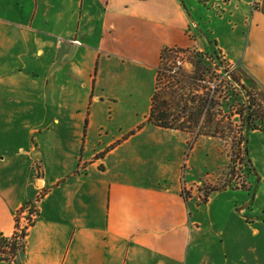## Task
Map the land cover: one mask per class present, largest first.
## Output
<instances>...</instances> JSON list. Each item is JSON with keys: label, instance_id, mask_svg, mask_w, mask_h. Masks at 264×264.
Returning a JSON list of instances; mask_svg holds the SVG:
<instances>
[{"label": "crops", "instance_id": "1", "mask_svg": "<svg viewBox=\"0 0 264 264\" xmlns=\"http://www.w3.org/2000/svg\"><path fill=\"white\" fill-rule=\"evenodd\" d=\"M263 6L0 0V236L41 198L19 264H264L255 182L201 197L183 174L196 136L147 122L162 52L194 49V25L264 87Z\"/></svg>", "mask_w": 264, "mask_h": 264}, {"label": "trees", "instance_id": "2", "mask_svg": "<svg viewBox=\"0 0 264 264\" xmlns=\"http://www.w3.org/2000/svg\"><path fill=\"white\" fill-rule=\"evenodd\" d=\"M264 12V6L262 8ZM208 51L194 49L166 48L161 55V62L157 73L156 88L151 101V109L147 122L165 129L178 130L190 134H205L214 136L220 129V121L216 119L212 108H215L214 99L194 96L196 87L205 82V76L211 70L219 71V90L225 97L218 103L225 110L236 107L239 116V141L246 146L247 134L251 131L264 133V87L242 67H231L223 58L212 41H209ZM191 54V75H180V66L172 65V58L177 54ZM230 69L233 71L230 72ZM168 76V77H167ZM168 79L167 89L171 90L172 101H167L158 92V83ZM206 89V88H205ZM225 89V90H224ZM209 128V131H208ZM197 131V132H196ZM208 131V132H207ZM247 158V149L245 147ZM41 198L24 204L21 211L27 210V226L18 232L19 220L16 221V231L11 237L0 236V261L4 264H19L18 256L25 251L28 230L34 225L40 214L38 203ZM10 255V258L2 257ZM10 260V261H9Z\"/></svg>", "mask_w": 264, "mask_h": 264}, {"label": "rangeland", "instance_id": "3", "mask_svg": "<svg viewBox=\"0 0 264 264\" xmlns=\"http://www.w3.org/2000/svg\"><path fill=\"white\" fill-rule=\"evenodd\" d=\"M191 35L193 39L198 40V45L195 47L196 50L202 51L207 49L208 51L209 37L211 35L204 25H194ZM172 65L173 67L180 66V75H191L193 72L191 54L189 53L174 56L172 58ZM120 67L121 82L124 80L122 70L126 65L121 63ZM232 71L230 69V72ZM219 73L218 70H211L209 75L205 76V82L200 83L196 87L194 96L206 98L209 94V97L214 99L216 106L212 108V112L215 113L216 119L220 121V125L218 126L220 130L216 134H213L214 136L205 135L202 132L200 135L197 133L193 134L196 137L195 139L193 138L194 141L188 146L186 151L183 174L188 180H191L192 176L196 181H199L194 189L204 198L208 194L218 191L227 185L238 189H250V183L254 181L256 184L255 188L259 187V191L258 193L256 191L251 193L252 197L254 195L256 197L253 212L259 213L261 212V208L264 207V133L255 132L247 137L248 152L253 162L252 172L246 161L245 145L239 141L241 132L239 130L240 123L236 111L237 108L225 110L218 104L223 102L226 95L225 91L222 93L219 90L218 93H214L222 80L221 78L219 79ZM144 80L142 78V81ZM167 83L168 79H165L162 83H158L157 89L165 100L171 102L173 95H171V90L167 89ZM121 96L122 98H136L139 100V104H143V107L148 103L147 95ZM206 140L209 142V148L204 144ZM27 215L28 213L21 216V226H25L28 223L26 219ZM2 257L10 258V255H2Z\"/></svg>", "mask_w": 264, "mask_h": 264}, {"label": "built area", "instance_id": "4", "mask_svg": "<svg viewBox=\"0 0 264 264\" xmlns=\"http://www.w3.org/2000/svg\"><path fill=\"white\" fill-rule=\"evenodd\" d=\"M26 213H27V210L21 211L20 213L17 214V219L19 220V225H20L19 230H18L19 233L22 232V230H24V228L27 226V224L25 226H21V216L25 215Z\"/></svg>", "mask_w": 264, "mask_h": 264}]
</instances>
